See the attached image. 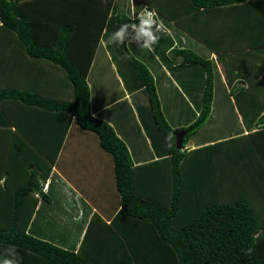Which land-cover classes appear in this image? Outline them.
Masks as SVG:
<instances>
[{
	"label": "trees",
	"instance_id": "16d2710c",
	"mask_svg": "<svg viewBox=\"0 0 264 264\" xmlns=\"http://www.w3.org/2000/svg\"><path fill=\"white\" fill-rule=\"evenodd\" d=\"M192 1L199 8L243 6L244 16L239 13L231 19L234 36L245 41L241 45L264 51V0ZM147 2L135 0L131 15L115 0H0V51L4 41H16L27 59L47 63L51 69L43 68L44 72L58 74L18 86L0 82V119L11 117L13 125L0 129V180L4 181L0 184V264L4 260L23 264V255L32 256V264H89L77 252L26 232L38 200H50L41 182L71 121L93 132L99 146L111 154L120 194L116 215L138 218L153 229L168 251L161 264H264V231L259 232L264 217L249 201L264 200V57L243 65L226 54L239 50L215 47L198 36L209 47L208 54L216 53L225 83L209 55L170 48L172 63L197 64L203 72L197 100L191 94L197 111L188 124L171 127L161 110L153 75L136 50L127 42L109 44L121 56L118 63L138 81L132 89L125 80L123 85L131 93L141 88L146 104L135 103L138 121L133 116L126 133L120 120H109L107 109L98 114L91 110L86 74L98 42L122 24H138L139 7ZM241 22L243 26L237 27ZM128 34H135L131 27L125 40ZM127 102L122 99L113 107ZM220 106L227 108V115L220 118L215 112L217 122L228 126L216 130L222 139L186 147L189 141L206 136L208 131L200 129L211 107ZM18 116L24 127L18 126ZM177 131H184L180 149L175 148ZM133 133L140 140L137 149L150 147L149 159L137 166L140 174L134 173L127 143ZM192 169L205 175H195ZM155 186L156 191H146ZM148 192L153 197L145 196Z\"/></svg>",
	"mask_w": 264,
	"mask_h": 264
},
{
	"label": "crops",
	"instance_id": "0c3cea01",
	"mask_svg": "<svg viewBox=\"0 0 264 264\" xmlns=\"http://www.w3.org/2000/svg\"><path fill=\"white\" fill-rule=\"evenodd\" d=\"M134 1L115 0V3L117 2L125 13L131 12L132 15ZM147 1L145 4L156 11L163 26L158 34L160 39L149 51L137 46V37L139 41H144L145 37L138 35L133 29L135 34L126 36V40L132 39L133 43L127 45L136 50L153 75L161 110L171 127L183 126L190 122L192 112L197 111L194 98L200 95L203 72L197 64L172 63L168 59L170 48L185 47L209 55L216 60V67L225 83V74L221 70V63L217 62L216 53L208 54L209 47L198 38L202 36L218 48L239 50L226 54L233 55L229 56L232 61L243 65H250L253 61L258 63V59L264 57V51L241 45L245 41H241L239 36H234V23L231 19L236 18L239 13L244 16L243 6L199 8L192 0ZM141 9L139 7L137 15H140ZM236 25L241 28L243 23ZM113 34L108 32L106 37L98 42L86 78L90 86L92 112L98 114L107 109L109 120H120L125 124L120 127L126 133V128L130 127L128 123H133L132 117L138 121L135 107L143 103L145 105L146 101L144 102L141 88L137 86V91L131 93L126 88L127 85H123L125 80L132 89L138 81L130 70L122 68L118 63L121 56L117 48L111 50L109 44L115 46L116 43L111 40ZM3 45L0 51V82L4 85L10 83L12 86H18L25 80L54 79L52 76L58 75L44 72L43 68L51 69L47 63L27 59L16 41L7 40ZM246 95L248 96L249 92H246ZM183 97L189 102L188 105ZM133 98L136 101H133ZM230 98L233 101L234 95ZM122 99L128 101L127 105L113 107ZM128 105L133 113L128 109ZM226 109L225 106L218 109L211 107L209 117L200 129L208 131L205 132L206 136L199 137L195 142L189 141L186 147L193 148L222 139L216 130L224 128L222 126L227 123H218L215 112L219 111L220 118L221 115H227ZM234 110L237 111V106ZM237 113L238 120L241 121L242 118L238 111ZM10 119L8 116L0 119V125L4 124L0 129L13 128ZM22 120V116H18L17 124L24 127ZM227 128L228 126L224 129ZM139 141L136 133L130 135L127 140L134 173L138 174L141 171L137 166L149 159L147 150L150 148L137 149L135 146ZM192 172L195 175H205L202 174L204 171L193 169ZM41 183L46 186L44 192L49 193L50 200L47 202L39 199L36 203L26 227V232L32 236L77 252L80 258L89 264H130L132 260L134 264H161L168 255V251L160 246L150 226L135 217L116 215L120 209V194L115 185L112 156L99 146L93 132L81 129L71 121L50 172ZM157 189L156 186L148 187L146 191ZM152 194L153 192H148L145 196L153 197ZM262 231L264 228L259 232ZM30 258L32 256L23 255V264H32Z\"/></svg>",
	"mask_w": 264,
	"mask_h": 264
},
{
	"label": "clouds",
	"instance_id": "9594fccd",
	"mask_svg": "<svg viewBox=\"0 0 264 264\" xmlns=\"http://www.w3.org/2000/svg\"><path fill=\"white\" fill-rule=\"evenodd\" d=\"M139 20V23H127L122 24L121 27L113 34L111 37L112 42H119L120 44H124L125 42L131 44L133 43L132 39L125 40V32L128 30L129 27L135 29L138 35H142L145 37L143 43L136 40V44L139 47L146 48L149 51L152 50L153 46L158 43L160 36L157 34L160 31V25L154 19V13L145 11L136 17ZM171 35V33H168ZM4 181L0 180V184ZM44 187V186H43ZM42 187V188H43ZM43 190H45L43 188ZM3 264H16L13 260H5Z\"/></svg>",
	"mask_w": 264,
	"mask_h": 264
},
{
	"label": "rangeland",
	"instance_id": "374dc122",
	"mask_svg": "<svg viewBox=\"0 0 264 264\" xmlns=\"http://www.w3.org/2000/svg\"><path fill=\"white\" fill-rule=\"evenodd\" d=\"M71 132H73V129H72ZM187 168L189 170H191V168L189 166ZM246 199L249 200L250 198L247 197ZM249 201L251 202L253 208L257 209V211H261L262 212L263 217H264V200H261V199H259V200L250 199Z\"/></svg>",
	"mask_w": 264,
	"mask_h": 264
},
{
	"label": "water",
	"instance_id": "95a60500",
	"mask_svg": "<svg viewBox=\"0 0 264 264\" xmlns=\"http://www.w3.org/2000/svg\"><path fill=\"white\" fill-rule=\"evenodd\" d=\"M174 134H175V148L180 149L182 146L184 131H177Z\"/></svg>",
	"mask_w": 264,
	"mask_h": 264
},
{
	"label": "built area",
	"instance_id": "2783aa9c",
	"mask_svg": "<svg viewBox=\"0 0 264 264\" xmlns=\"http://www.w3.org/2000/svg\"><path fill=\"white\" fill-rule=\"evenodd\" d=\"M149 11V12H153L154 13V19L157 21V23L160 25V29H163V26L162 24L159 22L158 18H157V14H156V11L153 10L152 8L148 7V6H144L140 12L141 13H144L145 11ZM44 189L46 188V186L43 187Z\"/></svg>",
	"mask_w": 264,
	"mask_h": 264
}]
</instances>
